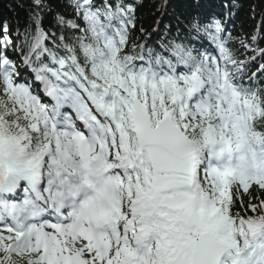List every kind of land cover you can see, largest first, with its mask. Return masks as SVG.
Returning <instances> with one entry per match:
<instances>
[{
	"label": "snow or ice",
	"instance_id": "1",
	"mask_svg": "<svg viewBox=\"0 0 264 264\" xmlns=\"http://www.w3.org/2000/svg\"><path fill=\"white\" fill-rule=\"evenodd\" d=\"M72 6L59 36L41 27L44 0L34 28L0 24V264L239 256L234 234L264 230V64L249 76L256 58L237 59L220 20L191 22L218 55L174 42L129 49L126 0ZM238 202L257 215L230 214Z\"/></svg>",
	"mask_w": 264,
	"mask_h": 264
},
{
	"label": "trees",
	"instance_id": "2",
	"mask_svg": "<svg viewBox=\"0 0 264 264\" xmlns=\"http://www.w3.org/2000/svg\"><path fill=\"white\" fill-rule=\"evenodd\" d=\"M126 2L135 9L136 17L135 31L131 33L129 49L136 44L147 45V48H155L158 51L161 44L174 42L188 44L190 48L195 47L199 51V47H208L210 40L202 34L198 35L192 29L191 22L193 18H198L204 23L215 19L220 20L225 27L224 34L231 37L229 47L239 61L247 63L253 57L256 58L248 71L249 76L264 64V58L260 57V51L264 50V0H126ZM44 3L47 8L39 11L34 8V0H0V24H7L13 35L17 31L23 33L25 29L35 27L33 15L39 11L41 27L59 36L61 32L56 23L57 18L64 16L65 19H75L72 0H44ZM253 36L258 37L255 43H252ZM189 39L196 40V43L189 44ZM17 63H20V60H17ZM25 73L31 76L29 70ZM260 79L264 81V77ZM258 86L264 87V83ZM253 192L255 201L259 202L261 193L255 188ZM244 199L252 201L253 197L245 193ZM238 211L243 212L244 218L257 215L250 209H244L239 202L229 209L230 214ZM253 234L254 240L264 239V231L259 230L255 233L245 231L241 235L248 239Z\"/></svg>",
	"mask_w": 264,
	"mask_h": 264
},
{
	"label": "rangeland",
	"instance_id": "3",
	"mask_svg": "<svg viewBox=\"0 0 264 264\" xmlns=\"http://www.w3.org/2000/svg\"><path fill=\"white\" fill-rule=\"evenodd\" d=\"M234 238L237 241V246L241 250L240 253H243L241 255V259L237 258L236 261H234V258H231L228 262V264H258L261 261V253H256L254 251V247H251V244H244V241L240 239L236 233L234 234ZM236 251V250H235Z\"/></svg>",
	"mask_w": 264,
	"mask_h": 264
},
{
	"label": "water",
	"instance_id": "4",
	"mask_svg": "<svg viewBox=\"0 0 264 264\" xmlns=\"http://www.w3.org/2000/svg\"><path fill=\"white\" fill-rule=\"evenodd\" d=\"M222 254V253H221Z\"/></svg>",
	"mask_w": 264,
	"mask_h": 264
}]
</instances>
